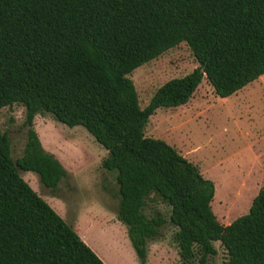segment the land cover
I'll return each mask as SVG.
<instances>
[{"label":"trees","instance_id":"trees-1","mask_svg":"<svg viewBox=\"0 0 264 264\" xmlns=\"http://www.w3.org/2000/svg\"><path fill=\"white\" fill-rule=\"evenodd\" d=\"M187 42L199 66L164 83L148 105L129 74ZM264 75V0H0V109L26 108L28 141L14 160L0 124V264H106L26 181L39 174L56 190L67 170L35 129L50 113L84 126L108 151L116 173L118 217L142 263L164 219L145 212L159 197L171 207L184 264L218 250L225 264H264V187L251 207L221 223L214 181L173 145L146 135L161 107L186 104L204 77L229 97Z\"/></svg>","mask_w":264,"mask_h":264},{"label":"rangeland","instance_id":"rangeland-1","mask_svg":"<svg viewBox=\"0 0 264 264\" xmlns=\"http://www.w3.org/2000/svg\"><path fill=\"white\" fill-rule=\"evenodd\" d=\"M197 66L192 49L182 42L136 68L129 77L141 107L164 83ZM0 124L17 160L28 141L25 106L15 103L1 108ZM34 125L43 147L63 164L67 176L52 190L38 173L18 167L20 174L92 249L90 241L112 264H184L175 239L177 227L170 220L171 207L159 197L148 200L145 212L150 217L159 213L164 223L159 234L148 240L146 262H141L124 233L127 226L118 217L116 173L103 167L108 151L84 126L71 127L50 113L36 115ZM146 135L166 140L214 181L213 210L221 223L230 224L249 211L264 187V76L224 98L204 77L186 104L159 108L150 117ZM215 246V255L202 261L197 253L193 264H225L227 250L220 241Z\"/></svg>","mask_w":264,"mask_h":264},{"label":"crops","instance_id":"crops-1","mask_svg":"<svg viewBox=\"0 0 264 264\" xmlns=\"http://www.w3.org/2000/svg\"><path fill=\"white\" fill-rule=\"evenodd\" d=\"M262 76H264V75H262ZM258 80V79H257ZM257 80H255V81H257ZM245 88V87H244ZM240 91V90H239ZM238 91V92H239ZM235 94H237V92L235 93ZM125 225V224H124ZM126 232H127V234H128V230H126L125 229V234H126ZM129 236V235H128ZM82 238V237H81ZM84 241L86 240V238H82ZM89 243V242H88ZM92 247H93V249L96 251V253L106 262V263H108V264H112L111 262H108V260H106L107 258L105 257V253H103L102 251H101V249H100V247H98L97 245H95L94 243H92L91 241H90V243H89Z\"/></svg>","mask_w":264,"mask_h":264}]
</instances>
